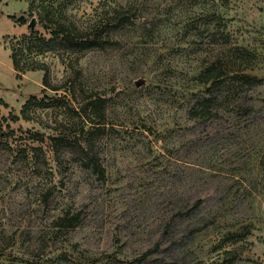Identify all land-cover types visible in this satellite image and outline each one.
<instances>
[{"label": "rangeland", "instance_id": "obj_1", "mask_svg": "<svg viewBox=\"0 0 264 264\" xmlns=\"http://www.w3.org/2000/svg\"><path fill=\"white\" fill-rule=\"evenodd\" d=\"M1 99L0 264H264V0H0Z\"/></svg>", "mask_w": 264, "mask_h": 264}, {"label": "trees", "instance_id": "obj_2", "mask_svg": "<svg viewBox=\"0 0 264 264\" xmlns=\"http://www.w3.org/2000/svg\"><path fill=\"white\" fill-rule=\"evenodd\" d=\"M16 21L20 25H24L27 23V19L25 17H20ZM55 31H57V33L55 35H53V37L49 41H47V42L43 41V43L46 46L52 44L54 42V40H56L58 38V36H60V35L62 36L61 45L66 50H68L69 48H71V49H76V48L87 49V48L93 47L96 44V41L94 39L82 40L80 37L75 36L72 31L68 30L67 27L62 26V24H60V23L57 24ZM30 43H32V42H30ZM39 48L42 50L43 47L39 46ZM13 60H14L15 69L17 71L21 70L22 67H21L20 61L18 60V56L16 53L13 54ZM18 76H21L19 74V72H18ZM44 82H47V84H48V81L45 80ZM0 102L6 106L5 102L2 99L0 100ZM40 102L41 101L38 100L37 97L33 96V97L29 98L26 101V103L24 104V106L22 107L21 115L11 114L9 116L10 119L4 118V120H6V121L11 120L12 122H18L21 119H26L27 118L26 117L27 112L31 108V106L34 104H39ZM8 126H10V125L8 124Z\"/></svg>", "mask_w": 264, "mask_h": 264}]
</instances>
